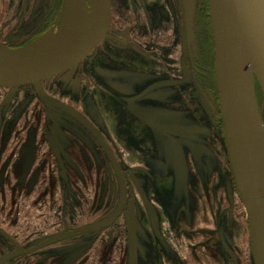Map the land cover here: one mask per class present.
Wrapping results in <instances>:
<instances>
[{"label": "rangeland", "instance_id": "rangeland-1", "mask_svg": "<svg viewBox=\"0 0 264 264\" xmlns=\"http://www.w3.org/2000/svg\"><path fill=\"white\" fill-rule=\"evenodd\" d=\"M112 1L113 6L127 8L126 0ZM54 4L55 0H0V41L9 47L14 43L22 46L44 33L56 23L57 14L55 12L47 23V11L53 8ZM57 4L59 5V3ZM135 4L140 5L138 2ZM175 5L178 12L179 1L176 0ZM143 6L151 9L157 16L159 15L163 21L166 20L164 9L171 8L173 0H147ZM120 18L121 16H119ZM210 26L207 0H194L192 28L188 40L192 44L196 57L199 60L201 57L204 61V74L208 79L213 77L214 80L215 68L214 63L212 64L211 47L208 48V42L207 49L204 48V38L207 41L211 40ZM175 27L174 30L161 27L152 36H148L147 40L150 41V44L154 43L160 46L161 50V47H167V43H171V46L170 44L168 46L173 48L172 42L165 43L161 39L175 37L176 60L183 62L185 58L184 45L178 20ZM157 39H160V44L154 42ZM18 41L20 43H17ZM164 58L166 61L171 60L172 55H165ZM84 59L88 60L85 62L81 60V65L89 63V55ZM79 67L80 65H77L76 69L73 68L54 76L55 81H46V86L51 89V93L57 98H60L61 95L65 99L73 100L75 95L83 91L84 83L82 81L77 83L80 78L76 74ZM176 70L185 74L187 67L184 64L180 66L179 62L176 65ZM145 71H149V69L145 67ZM199 73L196 70L192 71L193 82H202ZM93 76L96 78L94 80L97 86L102 85L97 81V77ZM144 76L147 80H153L151 71L144 72ZM213 87L214 89L209 88L208 91L194 87L193 89L198 93V97L194 96V98L186 97L189 93L184 97L174 89L175 91L170 93L171 101H175L169 105L172 109L163 110L161 108L165 115L171 116L172 127L176 130H181L186 123L192 120L195 121L198 113L203 117V121L199 118L202 121V127L200 124H198L199 127L194 126L196 131L192 147L181 151V157L178 150L175 153L167 152L170 148L169 142L166 139L158 138L159 136L156 138L155 133L147 128L144 130V143L147 144H144L145 149L140 153L136 149L137 141L128 137L129 146L134 144V149H130L125 156H121L119 150L117 155L119 160L127 166L128 171H121L120 174L129 180V184L121 189L114 174V178L108 177L105 181V188L103 187L104 189L100 191L102 196L98 195L102 197V201L106 200V203L92 204L90 201L85 205L82 200L80 201L79 196L84 197L87 192L91 196L89 198L92 199L94 196L89 186H87L88 189L83 188L82 185H88L91 177H87L86 173L82 172L72 174L70 181L63 184L64 190L63 193L61 191V196L69 199L60 205L48 202L45 200L46 197L43 198L44 200L38 197V192L42 190L40 189L42 183L38 181L34 186H30L33 175L28 183H23L20 178L16 180L17 182L11 183V186L7 185V181L4 180L5 184L0 185V228L15 236L19 245L27 247L40 239L47 238L50 234H60V236L68 233L74 234L72 237L49 244L34 252L9 258L4 264H23L25 262L41 264L52 255L56 258L59 257L60 264H64V262H66L65 264H129L122 215H119L109 225L104 222L114 213L122 198L124 202L131 197L135 198L133 201L138 218L137 264H256L246 209L231 177L225 153L222 155L219 145L222 140L220 141V129L217 130L220 126V115L217 113L216 79ZM91 91L95 97L101 95L99 89L91 87ZM255 98L258 111L264 118V103L256 85ZM36 104L30 84L0 87V132H3L2 128L5 127L7 119H9L15 127V133L22 130L25 132L26 139L29 134L35 133L36 123H38L36 118H42L44 111L43 107H40L42 111L39 109L37 111ZM89 104H91L90 101L86 99L83 106L86 107ZM11 106H13L11 109L13 113L10 114L8 108ZM44 106L49 111L47 116L50 115L58 122L65 116L60 108L46 104ZM158 106L161 107L163 104H158ZM121 115L118 114V117L121 118ZM47 116L45 115L44 119ZM106 124L105 130L112 133L111 127L108 123ZM120 126L118 121L116 127L120 128ZM115 138L118 142L122 141L120 135H116ZM45 140H37L35 144L41 142L39 147L45 148L42 144ZM27 142V145L31 147L33 141ZM155 142H159L160 146L164 147L161 152L148 145V143ZM26 148L28 147L26 146ZM77 150V155L76 153H65V167L74 170V165L79 164L78 152L81 157L86 152ZM32 158V155L27 158L26 168L31 165ZM188 158L193 161L190 163L192 164L191 170L199 165V170L202 172L200 179L187 178L181 173L184 169L183 163L185 164L186 161L189 165ZM141 166L145 168L144 172H142ZM129 174L138 176L148 195L156 216L157 229L155 230L151 227L145 210L132 189ZM214 196L216 199L213 201ZM185 201L188 203L187 209L181 208L182 210H180V205H184ZM84 203L86 202L84 201ZM87 208L89 209L87 210ZM4 251H6L5 241L0 235V254ZM238 252L240 260H242L241 263H239L238 257L233 255ZM77 253H81V255L75 259ZM52 261L53 259L49 263L51 264Z\"/></svg>", "mask_w": 264, "mask_h": 264}, {"label": "flooded vegetation", "instance_id": "flooded-vegetation-1", "mask_svg": "<svg viewBox=\"0 0 264 264\" xmlns=\"http://www.w3.org/2000/svg\"><path fill=\"white\" fill-rule=\"evenodd\" d=\"M146 1L147 0H126L125 4L127 5V8H118L116 6H113V1L110 0L111 19L108 31L106 35L88 53L89 63H84L83 65H81L82 62L88 60L84 59V57V60L81 59L82 62L80 60V63L77 64L80 65L78 72H76L77 76L80 77L77 83H80L82 81L84 83V90L78 93V95H75L73 100H68V98L65 99L61 95L60 98H57L56 95L51 93V89L46 86V81H55L53 79L54 77H50L40 81V87L46 95L56 100L57 102L69 108H72L73 110L78 112L84 120L75 116L72 112H70L68 109H65L63 106L58 107L56 105L50 106L60 108V111L65 113V116H63L59 122L53 117H50V115L47 116V112L49 111L46 110L44 104H48L37 95L34 86L30 84L31 93L37 103L35 105V108H37V111L38 109L42 111L41 108L43 107V115H40L42 118H36L38 122L36 123V132L29 134L27 139L26 135L24 134L25 132H23L22 130L19 131V133L21 134L15 133V127L13 126V123L9 121V119H7V124L2 128L3 132H0V185H4L5 181H7V185L11 186V183L15 182L17 179L19 180L20 178L23 183H28V180H30L33 175L32 183H30V186H34V184H36L38 181H41L42 183L40 187V189L42 190L38 192V197H41L40 199H45L46 197L47 199L45 200H47L48 202H54L55 204L60 205V203H65L69 199L67 197L65 198L64 196H61V191L63 193L64 190L63 184L65 182H68V180L70 181L72 174H75L76 172H82L86 173L87 177H91L88 185L85 184L82 186L84 189H88L87 186H89L94 192H92L94 196H92V199L89 198L91 196H89L87 192L84 197H82L81 195L79 196L80 201L82 200L86 203L92 201V204L99 202L106 203V200L102 201V197L98 196H102V192L100 191L105 188L104 185L106 183V179L108 177L114 178V174L117 183H120L117 171L109 157L108 150L115 158L120 172H125L128 171L126 169L127 166L124 165L121 160H119L117 153H119L120 150L121 156H125L130 149H134V144L129 146V139L137 141L136 149L138 150V153L143 151L145 149L144 144H147L144 143V130L146 128L154 132V136L156 138L157 136H159L158 138L166 139L169 142L170 148H168L167 150V152L169 153H175L177 152V150L180 153L181 151L190 149L192 147V140L195 137L194 133L196 131L194 129V126L199 127L198 124H200L202 127L201 123L203 121V117L198 113L195 121L192 120L191 122L186 123L181 130H176L174 127H172L171 116L165 115V112L163 110L172 109L169 107V105L173 104V102L175 101H171L170 93L174 89L176 91H179V94H182L184 97L186 96L185 94L188 95L189 93L190 96H186L188 98H194V96L198 97V93H196V91L193 89L194 87H200L204 91H208L209 88L214 89L213 86L216 79L215 74H213L214 80L213 77L212 79L210 77L208 79L207 75H205L203 72V59L200 57L199 60L196 57V54L194 53V50L192 48V44L189 40L186 39L183 31L180 4L178 5L177 12V7L175 5L176 0H173V6L171 7L172 10L171 8H165L164 12L166 13V20L161 21L159 15L157 16L154 12H152L151 9L143 6V3L145 4ZM178 1L179 0H177V2ZM135 2H138L140 5H136ZM119 16H121L120 19ZM177 20L182 31L185 56V62H182V60L180 59L179 62L180 66H183V64L184 66L186 65L187 72L185 74H182V72L176 70V65L179 62H177L175 55V37H170L169 39L160 38L162 42H172L173 46V48H171V43H167V47H161V50L160 46L155 45L154 43L150 44V41L147 40L149 39L148 36H152V34L155 33V31H159L161 27H163L164 29L174 30L176 28L175 26L177 25ZM211 34L212 32L210 30L211 40L209 41L208 39V48L209 46L211 47L210 55L213 64L214 46ZM160 39H157L154 42L160 44ZM17 43L20 42L18 41ZM168 44H170V46H168ZM155 49L158 52H156ZM168 54L172 55V61L165 60L164 56ZM208 57L210 59L209 55ZM145 67L146 69L148 68L149 71H145ZM193 70L200 72L199 74H201L200 77L202 80L201 83L192 81L193 78L191 77V75ZM150 71L153 74V76H151L153 80L145 79L144 72L147 73ZM93 75L97 77V81L102 85L97 86L94 80L95 77ZM91 87L94 89H99L101 95H97L96 97L92 95ZM217 98V113L218 115H220V126L217 128V130L219 131L220 129V135L222 137L221 138L219 135L220 141L222 140L219 145L221 147V153L222 155L225 153L228 166L230 167L226 143L224 139L218 90ZM86 99H88L91 104L84 107L83 103ZM158 104H163V106L160 107L158 106ZM11 109H13V106L8 108V112L10 114L13 113V110ZM118 114H122L121 118L118 117ZM45 115L47 117L44 119ZM199 118H201L202 121H200L201 119ZM118 121L121 125L120 128L116 127ZM106 123H108L111 127L112 133L105 130V127L107 125ZM24 124L26 125V123ZM22 126L24 127V125ZM116 135H120L122 139L121 142H118V140H116ZM52 136L55 138L54 144H52ZM128 137L130 138L128 139ZM41 139L45 140V143L42 142L45 148L39 147L41 142H38L37 145L35 144V141L37 143V140L40 141ZM31 140L33 141V144L31 145L32 149L27 145V141ZM148 145L153 148L155 147V150L159 152H161V149L164 148L160 146L161 144H159V142L148 143ZM26 146L28 148H26ZM165 146L167 147V145ZM77 149L81 151L83 150L84 152H86V155L83 154V157H81L78 152L79 157L77 158H79V164L77 163L74 165V170L70 169L69 167H65V153L74 154L78 151ZM30 155H32L33 157L32 162H30L31 165L26 168V163L28 161L27 158ZM179 155L181 157V153ZM191 162L193 163V161L189 160V165H187L186 161L185 164L183 163L184 169L181 173L184 174L187 178L191 177L195 178V180H198L200 179V174L202 172L201 170H199V165H196L191 170ZM141 170L142 172H144L145 168L141 166ZM231 177L233 179L232 173ZM129 179L132 189L137 195V199L139 200V202H141L145 210L147 219L151 227L154 230L157 229L154 209L144 187L141 184L140 179L135 174H129ZM122 181L124 186H128L129 180L125 179V177L122 176ZM78 185L81 184L78 183ZM235 187L238 194H240L236 184ZM77 196H75V198H77ZM199 197L202 198L203 196ZM131 198H128L123 202L122 210L118 214V216L122 215L126 241L127 233L124 214L128 206L133 207L134 213L137 218L135 203L133 201L135 198ZM215 199L216 196L213 197V201ZM144 200H146L150 204L156 227L152 226L149 214L145 207ZM185 203H187V201H185ZM185 203L184 205H180V210L187 209L188 203ZM0 235L2 240L5 241L6 247V251H4L2 254L14 250L16 246L27 249L40 243L43 240L52 237H60V234H50L47 238L40 239L39 241L28 245L27 247H23L19 245L18 239H16L15 236L11 235L9 232L2 228H0ZM45 246L39 247L27 253L34 252ZM138 247L139 244L136 250L137 254ZM2 254H0V256ZM19 254L26 253H18L14 256H17ZM80 255L81 253H77L75 259ZM127 255L129 260L128 241ZM233 255L237 256L239 259V263H241L242 260H240L239 252L238 254L235 253ZM8 259H6L2 264H4ZM51 259H53L51 264H60L59 257L56 258L53 255L46 262H41V264H50L49 262L51 261ZM65 263L66 262H64V264ZM23 264L29 263L25 262ZM129 264H131L130 261Z\"/></svg>", "mask_w": 264, "mask_h": 264}, {"label": "water", "instance_id": "water-1", "mask_svg": "<svg viewBox=\"0 0 264 264\" xmlns=\"http://www.w3.org/2000/svg\"><path fill=\"white\" fill-rule=\"evenodd\" d=\"M78 0L79 19L54 44L43 49L22 50L0 42V87L32 84L37 95L48 106H63L75 116H82L46 95L40 81L73 69L107 33L111 13L110 0ZM183 31L188 40L192 28L194 0H179ZM214 46V68L224 139L230 170L246 209L256 264H264V236L261 219L249 174L255 159L264 171V119L252 99L245 75L246 59H257L254 83L264 103V0H207ZM87 123V122H86ZM55 138L52 136V144ZM117 171L121 189L124 187L117 162L108 150ZM153 227H156L150 204L144 200ZM123 207V198L114 213L105 219L109 225ZM129 261L136 264L137 218L133 207L124 214ZM73 233L52 237L30 247L16 246L0 256V264L18 254L61 241Z\"/></svg>", "mask_w": 264, "mask_h": 264}, {"label": "bare ground", "instance_id": "bare-ground-1", "mask_svg": "<svg viewBox=\"0 0 264 264\" xmlns=\"http://www.w3.org/2000/svg\"><path fill=\"white\" fill-rule=\"evenodd\" d=\"M89 3L90 1L86 0L87 6L89 5ZM79 14L80 12H79L78 0H62L60 5V10L58 11L56 17V21H55L56 23L50 26L44 33L33 38L29 43L22 45L21 49L22 50L43 49L45 47L54 44L69 30L71 26H73L78 21ZM88 53L84 57H86ZM84 57H82L81 59H83ZM257 66H258L257 59H246L245 75L247 78L250 94L255 103H256V98H255V83L253 81L254 80L253 72ZM249 174L254 190L255 200L257 202L258 210L260 212L261 232L264 236V171L255 159L252 161L251 165L249 166Z\"/></svg>", "mask_w": 264, "mask_h": 264}, {"label": "trees", "instance_id": "trees-1", "mask_svg": "<svg viewBox=\"0 0 264 264\" xmlns=\"http://www.w3.org/2000/svg\"><path fill=\"white\" fill-rule=\"evenodd\" d=\"M57 3H59V5L57 4ZM55 8H57V9H55ZM56 10V11H55ZM60 10V0H55V4H54V6H53V8H51L49 11H47V23L50 21V18H51V16H53L54 15V12L57 14L58 13V11ZM53 14V15H52ZM45 27V26H44ZM204 48L205 49H207L206 47H207V39L206 38H204ZM14 47H17L18 45H13ZM100 203V202H99ZM83 204H87V203H84L83 202ZM87 207H89V205H87ZM89 208H87V210H88Z\"/></svg>", "mask_w": 264, "mask_h": 264}]
</instances>
